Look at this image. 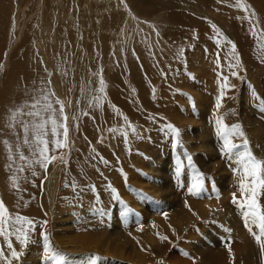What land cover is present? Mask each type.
<instances>
[{"label": "rangeland", "instance_id": "374dc122", "mask_svg": "<svg viewBox=\"0 0 264 264\" xmlns=\"http://www.w3.org/2000/svg\"><path fill=\"white\" fill-rule=\"evenodd\" d=\"M229 3L234 0H0V199L12 215L27 216L36 223L28 246L10 237L13 248L23 253L13 264H28L30 258H34L32 264H43L42 233L59 250L77 258L97 253L108 258L105 264H172L174 253L182 257L184 252L188 263L217 264L205 262L203 253L219 247L218 253L225 251V259L218 264H243L240 250L254 252V260L243 258L246 264H264L259 246L252 235L248 238L240 210L232 203L233 192L239 197L238 177L232 171L236 165L221 152L223 142L215 134L217 116L229 126L241 123L254 154L264 157V113L251 96L254 88L264 99V63L257 47L258 40L264 43V0H246L257 14L253 18L258 23L257 36L251 34V25L244 18L250 13L229 7ZM174 14L182 18L178 20ZM213 24L236 44L241 68L235 70L243 80L231 76L230 46L217 47ZM101 76L107 85L105 93L99 91ZM221 76H228L235 88L226 90L217 110ZM49 89L56 93L53 100L58 97L65 102L67 115L76 117L69 120V147L57 153L65 155L68 166L50 165L43 187L41 175H37V187L25 192L21 177H32L31 171L24 161H10L4 144L5 140L13 142L15 159L22 129L8 127L10 110ZM124 116L136 133L127 127ZM168 123L181 129L183 147L173 149V137L164 129ZM113 128L118 131L110 132ZM119 130L127 131V144ZM234 142L240 140L234 138ZM20 151L30 155L25 146ZM186 153L205 174L207 191L200 197L187 191L192 169ZM100 156L109 164L101 163ZM178 164L183 165L179 178ZM20 166H25L22 173L16 171ZM58 167H62V175L54 183V193L49 180ZM36 170L42 174L39 167ZM136 173L142 176L135 184ZM13 175L18 177L19 190L12 187ZM73 179L78 185L75 192L63 186ZM133 187L152 200H141ZM19 192H25L30 201L21 199ZM113 195L134 212L124 217L122 205ZM60 197L69 200V206L60 207H67L63 211L70 212L67 218L53 213ZM25 202L30 203L24 206ZM228 208L236 218L226 234L217 219ZM43 220L48 221L46 226H41ZM210 226L215 234L205 235ZM194 230L197 244L189 239ZM157 233L169 240L162 242ZM247 239L254 242L256 252L247 244L242 246ZM225 244L231 246L233 256ZM0 248L10 256L3 237Z\"/></svg>", "mask_w": 264, "mask_h": 264}, {"label": "snow or ice", "instance_id": "6c2138e0", "mask_svg": "<svg viewBox=\"0 0 264 264\" xmlns=\"http://www.w3.org/2000/svg\"><path fill=\"white\" fill-rule=\"evenodd\" d=\"M223 2L227 3V0H223ZM228 6L242 10L246 14L250 13V15H246L244 18L248 20L251 25V34L257 36L258 23H253V18L256 17L257 14L251 9V6L246 3V0H234V3H229ZM211 27L217 33L215 39L217 47H220L222 44L230 46L228 52V56L230 57L228 67L233 69V71H231V76L243 80V77L235 70L241 68V59L237 52L236 44L222 33L215 24ZM261 35H264V31L261 32ZM257 47L261 63H264V43L258 40ZM180 54H183V49L180 50ZM216 64L218 67L220 66L219 53L217 54ZM0 68H3V65H0ZM220 79L222 83L219 84V96L216 100L217 110L222 107L221 102L226 95V90L235 88V85L230 83L228 76H221ZM99 85V91L105 93L107 85L102 76L100 77ZM153 92H155V89H153ZM251 96L254 100L259 102L258 108L261 113H264V99H261L254 88L251 91ZM53 97H56L55 92L50 89L43 91L40 96L31 97V102H25L23 105L17 106L14 110H10L9 115L8 127L10 129H15L17 125H19L22 129V136L17 137V143L15 144V159L24 161L33 177L41 175V188L43 187V181L48 178V169L50 165L59 163L65 165V167L68 166V160L65 158V155H57V153L63 152L64 149L69 147V120L76 119V117H69L67 115L65 102L63 100L58 97L53 100ZM188 99L190 101L192 100L191 97H188ZM232 99H235V97H232ZM96 100L97 107H99L100 97H97ZM85 114L87 115V113ZM233 114H235V112H233ZM18 117H27L28 119L19 120ZM149 119H152V117L149 116ZM124 120L127 123V127L131 128L133 133H136V128L128 122L126 116H124ZM215 124V134L223 142L220 149L221 152L226 155L228 160L236 165V167L232 168V171L238 177L239 197H237L236 192H233L232 203L240 210L244 227L253 236L255 243L259 246L262 257H264V210H262V200H264V157H258L254 154L251 142L241 123H234L229 126L225 123L222 116H217ZM164 129H167L166 135L170 134L173 137V149L177 146L183 147V143L180 139V128L168 123L164 125ZM164 129L161 130L163 131ZM109 131L117 132L118 130L113 128L109 129ZM119 131L120 135L123 137L124 143L127 144V131ZM234 138L239 139L240 143H235ZM4 144L8 150V159L14 163L13 145L9 144L7 140L4 141ZM21 146H26L30 155H25L24 152L20 151ZM256 147H259V145ZM92 151L96 152L95 148H93ZM96 155L99 156V153H96ZM186 155L188 166L192 169L191 182L187 191L192 196L200 197L207 191L205 188V174L193 164L192 156L187 153ZM95 158L94 156L93 159ZM100 162L105 165L109 164V161L102 156H100ZM9 167H11V164ZM37 167L42 170V174L37 172ZM182 167V164H178L176 168L177 178L181 175ZM16 171L21 173L24 172L25 166L18 167ZM10 179L12 187L19 190L20 186L17 182L18 177L13 175ZM208 179H211V177H208ZM63 186L65 188L70 187L73 192H75L78 187L75 179H73L71 183L66 181ZM109 187L111 186L109 185ZM89 188L95 191L94 185H90ZM212 190H216L215 184L212 185ZM133 191L137 192L141 200L152 199L146 193L139 192V190L133 189ZM112 192L115 193V189H112ZM112 198L119 201L122 205L121 214L124 217H128L134 212V209L129 207L118 195H113ZM208 198L211 199L212 197ZM21 199H23V197H21ZM216 199H219V194H217ZM24 206H27V202H25ZM185 207H189L187 202H185ZM99 211L101 214L105 213L104 209H99ZM137 215L139 214L137 213ZM163 215L165 219L168 218L166 212L163 213ZM47 223V220L40 222L41 226H46ZM213 223H215V221H213ZM253 225L258 228V232L253 231ZM35 227L36 223L33 219L20 214L12 215L5 206L4 201L0 199V237H3L7 248L11 250L10 256H8L5 255L4 249L0 248V261H4V264H13L14 260H20L23 253L13 248L10 237L15 236V239L19 241L20 245L26 247L31 238L30 233L35 230ZM153 227H155V225H153ZM81 231H86V229H81ZM174 231L175 230H173V232ZM225 231L230 232L231 229H225ZM42 235L44 240L43 264H105L108 259L97 253L81 254L77 258L73 254L55 248L48 234L42 233ZM157 235L162 242L169 240L165 235H160L159 233H157ZM225 247L229 255L233 256L231 246L225 244ZM183 254L188 256L187 252Z\"/></svg>", "mask_w": 264, "mask_h": 264}, {"label": "bare ground", "instance_id": "6f19581e", "mask_svg": "<svg viewBox=\"0 0 264 264\" xmlns=\"http://www.w3.org/2000/svg\"><path fill=\"white\" fill-rule=\"evenodd\" d=\"M255 4V3H254ZM264 9V8H263ZM41 14V13H40ZM175 15V17L177 16L178 17V20H180L179 19V17H180V15L179 14H174ZM180 18H182V17H180ZM182 20V19H181ZM177 21V20H176ZM183 21V23H184V21L185 20H182ZM180 24V23H179ZM89 39V38H88ZM247 41V40H246ZM83 49V48H82ZM83 51V50H82ZM25 64V63H24ZM37 83V82H36ZM259 87V86H258ZM59 96H61L60 94H59ZM264 97V96H263ZM182 99V98H181ZM202 111V110H201ZM202 114H203V112H202ZM201 114V115H202ZM205 114V113H204ZM195 117V116H194ZM197 119V118H196ZM192 120V119H191ZM194 125H196V124H194ZM202 127V126H201ZM199 129V128H198ZM200 130H201V132H203L204 131V128H200ZM197 134H199V137H201V134L198 132V130H197V132H196ZM18 135H19V133H18ZM16 136V135H15ZM13 137V136H12ZM11 140V139H10ZM12 140H13V138H12ZM201 144H202V141H199ZM11 143V142H10ZM13 143V142H12ZM11 143V144H12ZM196 144H198L197 142H196ZM200 145V144H199ZM198 145V146H199ZM26 147V146H25ZM27 148V147H26ZM15 149V148H14ZM21 149V148H20ZM15 151V150H14ZM16 155V154H15ZM16 160V159H15ZM153 163V162H152ZM155 164V163H154ZM229 164V163H228ZM231 164V163H230ZM10 168H12V166L10 167ZM13 169V168H12ZM55 169V168H54ZM61 169H62V167H58V168H56V170H55V172L52 174V180L50 179L49 181H50V185H51V191L52 192H54L55 193V191H57L56 190V186L54 185V183L55 184H57L58 182H59V180L61 179V177H60V173L62 172L61 171ZM14 170V169H13ZM155 171V170H154ZM11 172V171H10ZM12 175V174H11ZM61 175H62V173H61ZM32 176V175H31ZM142 175H140V173H136L135 174V179L133 180V182L136 184V181L138 182L139 181V179L138 178H140ZM22 178V184H23V188H25L26 190H25V192L28 190H31V189H35V187H37V185L34 183V181H36V180H38V177H28L27 175H25V176H22L21 177ZM20 178V179H21ZM143 179V178H142ZM153 180V179H152ZM61 181V180H60ZM146 181V180H145ZM157 181V180H156ZM169 181V180H168ZM156 184H158V183H156ZM122 185V184H121ZM120 185V186H121ZM161 185V184H160ZM127 186V185H126ZM143 187V186H142ZM141 187V188H142ZM147 187V186H146ZM38 189V188H37ZM125 189H127V187L125 188ZM134 189V187L133 188H131V190H133ZM48 190V189H47ZM145 190V189H144ZM149 190V189H148ZM154 190V189H153ZM49 191V190H48ZM158 191H159V189H158ZM157 191V192H158ZM25 192H22V193H20L19 192V194H21L22 196L21 197H23L24 199L23 200H29L30 201V199H27L26 197H25ZM151 192V191H150ZM161 192V191H160ZM164 192V190H162V193ZM154 193V192H153ZM149 194H151V193H149ZM154 194H156V195H158L159 193H154ZM155 196V195H154ZM167 195H165V197H166ZM31 197H32V195H31ZM160 198H161V195H160ZM54 199H55V197H54ZM152 200V199H151ZM150 200V201H151ZM154 200H156V198H154ZM164 200V199H163ZM162 200V201H163ZM33 202H34V199L31 201V203L33 204ZM51 202L53 203L54 202V200L52 199L51 200ZM30 202H27V204H29ZM150 203V202H149ZM21 204V203H20ZM160 204V203H159ZM209 204V203H208ZM25 205V204H24ZM30 206V205H29ZM118 206V205H117ZM26 208V207H25ZM52 208H53V206H52ZM151 209V208H150ZM154 210H156V209H154ZM167 210V209H166ZM121 211V210H120ZM154 212V211H153ZM172 213V212H171ZM32 217V216H31ZM236 218V213L234 212V210L233 209H231V208H228V209H226V211H223V212H221V214H220V216L218 217V219H217V221H220L221 223H222V227L223 228H225V229H230V228H232V227H234V225H235V223H234V221H233V219H235ZM165 221V220H164ZM159 222V221H158ZM208 228V227H207ZM214 228V227H213ZM197 230H199V229H197ZM221 230H222V228H221ZM200 231H202V230H200ZM206 231V232H205ZM204 232V234L206 235V234H209V235H213V234H215V232L213 231V229H212V227L210 226L208 229H206ZM195 230L194 231H192L191 233H190V235H189V239H190V242L192 241V240H194V235H195ZM226 232V231H225ZM124 233V232H123ZM226 234H229V232H227ZM232 234V233H231ZM114 235V234H113ZM244 235V234H243ZM242 235V236H243ZM76 236V235H75ZM223 238H224V235H221ZM241 236V235H240ZM241 236V238H245V236H243L242 237ZM210 237V236H209ZM249 237H251V234H250V236H248V238ZM60 238V237H59ZM213 238V237H212ZM236 238V237H235ZM221 239V238H220ZM252 239H254V238H252ZM71 241H74V243L77 241V239L76 238H71L70 239ZM242 240V239H241ZM250 240H251V238H250ZM250 240H246L243 244H242V246L243 245H245V244H247V246H249L252 250H254L255 252H256V250H255V248H254V242H252V241H250ZM116 241H118V240H116ZM196 240H194V242H195ZM236 241H237V239H236ZM65 242V241H64ZM220 242V241H219ZM240 242V241H239ZM196 243V242H195ZM65 244V243H64ZM115 244H119V243H116L115 242ZM194 244V243H193ZM192 244V245H193ZM197 244V243H196ZM256 244V243H255ZM118 246V245H117ZM194 246V245H193ZM199 247V246H198ZM192 248V247H191ZM258 247H256V249H257ZM133 249V248H132ZM197 249H199V248H197ZM196 249V250H197ZM219 249H220V247L219 248H217L216 250H212V251H209V254H206L205 255V253H203L204 255H203V259H204V261L205 262H210V263H214V262H217V264L219 263V262H221V261H224V254H225V251H224V254H223V252H221V253H218L219 252ZM250 249V250H251ZM192 250H194V249H192ZM69 251V250H68ZM198 251V250H197ZM249 251V250H248ZM122 252V251H121ZM138 252V251H137ZM189 252V251H188ZM192 251L190 250V253H191ZM218 253V254H217ZM240 253H241V257H242V260H243V264H246V262L247 261H244V259H246V260H248V261H250V260H254V257H255V255H254V252H241V250H240ZM8 254V253H7ZM132 254H133V252H132ZM199 256V255H198ZM257 256L258 257H260L258 254H257ZM244 258V259H243ZM139 259V258H138ZM187 258L183 255L182 257H179V256H177V254H175L174 253V257L173 258H171L170 260H171V263L172 264H191V262L189 261V263L188 262H186V261H188V260H186ZM144 260V259H143ZM33 261H34V258H30L29 260H28V264H32L33 263ZM140 261V260H139ZM238 261H240V260H238ZM122 262V261H121ZM140 263V262H139ZM238 264H241V262H238Z\"/></svg>", "mask_w": 264, "mask_h": 264}, {"label": "crops", "instance_id": "0c3cea01", "mask_svg": "<svg viewBox=\"0 0 264 264\" xmlns=\"http://www.w3.org/2000/svg\"><path fill=\"white\" fill-rule=\"evenodd\" d=\"M123 185V184H122ZM70 204H69V200H64L63 198H58V199H56V201H55V205H54V210H53V213H58V216L61 218V216H60V214H62L63 216L64 215H66V216H64V217H68V216H70L69 214H70V212H68V213H66V214H63V211L64 210H66L67 209V207H63L62 209L60 208V207H62V206H69ZM51 211V210H50ZM60 213V214H59ZM63 218V217H62ZM73 222V221H72ZM74 223V225L77 223V222H73Z\"/></svg>", "mask_w": 264, "mask_h": 264}]
</instances>
